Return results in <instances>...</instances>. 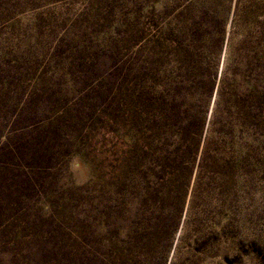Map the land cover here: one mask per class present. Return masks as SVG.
<instances>
[{
    "label": "rangeland",
    "instance_id": "374dc122",
    "mask_svg": "<svg viewBox=\"0 0 264 264\" xmlns=\"http://www.w3.org/2000/svg\"><path fill=\"white\" fill-rule=\"evenodd\" d=\"M0 264H264V0H0Z\"/></svg>",
    "mask_w": 264,
    "mask_h": 264
}]
</instances>
